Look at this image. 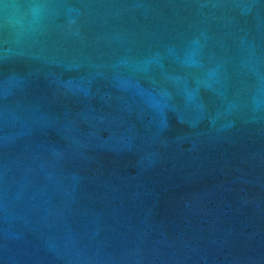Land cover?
Returning <instances> with one entry per match:
<instances>
[{"label": "water", "instance_id": "water-1", "mask_svg": "<svg viewBox=\"0 0 264 264\" xmlns=\"http://www.w3.org/2000/svg\"><path fill=\"white\" fill-rule=\"evenodd\" d=\"M0 264H264V0H0Z\"/></svg>", "mask_w": 264, "mask_h": 264}]
</instances>
